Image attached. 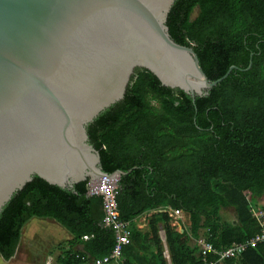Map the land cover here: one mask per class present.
<instances>
[{"label":"trees","instance_id":"1","mask_svg":"<svg viewBox=\"0 0 264 264\" xmlns=\"http://www.w3.org/2000/svg\"><path fill=\"white\" fill-rule=\"evenodd\" d=\"M167 25L176 42L195 49L209 78L238 68L195 100L138 68L125 97L89 124L103 170L127 172L117 198L133 233L124 264H168L160 227L172 264H203L193 237L218 248L243 242L260 230L250 202L264 209V0H176ZM89 182L73 191L35 177L0 215L1 255L15 254L31 218L49 217L72 233L58 246V264L107 256L116 236L104 225L103 197L89 193ZM168 207L183 211V232ZM228 207L236 211L235 224L222 216ZM146 212L154 213L139 227ZM261 245L224 262L264 264Z\"/></svg>","mask_w":264,"mask_h":264},{"label":"water","instance_id":"2","mask_svg":"<svg viewBox=\"0 0 264 264\" xmlns=\"http://www.w3.org/2000/svg\"><path fill=\"white\" fill-rule=\"evenodd\" d=\"M176 0H0V215L35 177L75 191L103 170L88 126L141 68L194 100L211 79L167 25ZM252 65V58L250 66Z\"/></svg>","mask_w":264,"mask_h":264},{"label":"built area","instance_id":"3","mask_svg":"<svg viewBox=\"0 0 264 264\" xmlns=\"http://www.w3.org/2000/svg\"><path fill=\"white\" fill-rule=\"evenodd\" d=\"M89 193L103 197V223L111 228L116 236V243L112 251L102 259H94L87 264H124L122 260L123 248L131 243V222L123 220L118 205L119 183L117 177L104 176L97 182H89ZM252 215L258 222L260 230L251 238L243 242H233L229 246L218 248L205 236L196 239L203 264H222L226 259L241 258L249 248H257L264 243V209L250 202ZM172 218V224L184 228V213L181 209L168 207L164 209ZM183 224V225H182ZM85 239L89 237L84 236Z\"/></svg>","mask_w":264,"mask_h":264},{"label":"crops","instance_id":"4","mask_svg":"<svg viewBox=\"0 0 264 264\" xmlns=\"http://www.w3.org/2000/svg\"><path fill=\"white\" fill-rule=\"evenodd\" d=\"M228 208H232V207H228ZM223 218H224V216H223ZM41 219H47V218H43V217L31 218L26 223V225L23 226V229H24L23 233H24V236H27V237L28 236L32 237V236H34V234L39 233V232H42L46 235V239H48L49 242H42V243H45L46 250H47V247H50L51 249L47 250L49 252L46 253L47 257L44 260H42V264H52V260L55 256V254L51 251H54V249L57 248L61 243H64V242H62V239L63 240L64 239L65 240L70 239L72 237V233L68 229H66L62 224H60L58 221H56L53 218H50L51 220H49V222H51V223H47V222H45L46 220H41ZM143 220L144 219H142V221ZM226 221H228V220H226ZM228 222H232L234 224L237 223L236 217H235L234 221H228ZM146 225H147V222H143V224L142 223L138 224L139 227H144ZM175 228L180 232L184 231L183 227L181 228L180 226H177ZM36 229H37V231H36ZM159 235H160V238L162 239V242L164 244V256H165L168 264H172L171 259H170V255H169V250H168L167 243H166L165 232L162 229V227H160ZM196 239L197 238L193 237L191 239V241H192L191 243L197 244ZM56 240H58V241L55 242ZM59 240H61V241H59ZM262 244H264V243H262ZM260 247H261V249H263L262 253L264 255V245H261ZM79 248L81 249L82 246H79ZM61 252L62 251L58 247V253L56 254V256H57V263L56 264L59 263L58 257L60 256ZM44 254L45 253H40V252L37 253V250H36L35 246H33L32 242H19V245L17 247L15 254L10 259H8V260L5 259L0 253V264H32V261H33L32 257L34 255L37 258L39 255L43 258ZM222 264H225V262H223Z\"/></svg>","mask_w":264,"mask_h":264},{"label":"rangeland","instance_id":"5","mask_svg":"<svg viewBox=\"0 0 264 264\" xmlns=\"http://www.w3.org/2000/svg\"><path fill=\"white\" fill-rule=\"evenodd\" d=\"M197 13V10L194 11L193 13V16H195ZM154 104H156L154 102ZM264 201V198L262 199ZM263 201H261L259 199L258 203H262ZM236 211L234 210V208H225L223 210V214L222 216H224V219L228 220V221H234L235 220V217H236ZM154 212H146L142 217L138 218L136 224L138 225L139 223H142L143 222H148L150 216L153 214ZM142 219H144L142 221ZM41 220H46L45 222L47 223H51L49 222V220H51L50 218H47V219H41ZM26 225V224H25ZM24 225V226H25ZM183 225V224H182ZM182 228V227H181ZM23 228H22V238H21V241L20 242H32L33 243V246H35L36 250H37V253L40 252V253H45L44 254V257L42 258L40 255L37 257H35V255L32 257V264H42V260H44L46 257H47V250H50L51 248L50 247H47V250H46V245L45 243H42V242H49L48 239H46V235L42 232H39V233H36L34 234V236L32 237H27V236H24V233H23ZM37 231V229H36ZM27 235V234H26ZM58 240H56L55 242H57ZM61 241V240H59ZM66 240L62 239V242H65ZM45 245V246H44ZM44 246V247H43ZM55 254L53 260H52V264H56L57 263V256L56 254L58 253V247L54 249V251H51Z\"/></svg>","mask_w":264,"mask_h":264}]
</instances>
